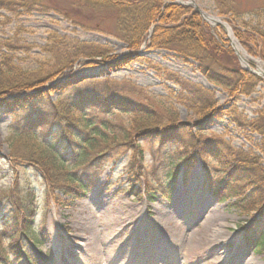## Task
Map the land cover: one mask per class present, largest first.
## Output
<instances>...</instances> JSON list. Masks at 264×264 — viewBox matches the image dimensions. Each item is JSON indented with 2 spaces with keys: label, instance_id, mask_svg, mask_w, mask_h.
Segmentation results:
<instances>
[{
  "label": "rangeland",
  "instance_id": "374dc122",
  "mask_svg": "<svg viewBox=\"0 0 264 264\" xmlns=\"http://www.w3.org/2000/svg\"><path fill=\"white\" fill-rule=\"evenodd\" d=\"M171 1L177 4L188 2ZM191 1L201 13L215 16L225 23L233 38L234 29L244 32L264 28V0H228L232 12L221 10L219 0ZM40 3L44 7L39 11H29L20 16L0 11V40L12 39L26 46L13 52L11 57L14 66L31 74V78L44 76L62 64L64 47L60 46L57 52H49L51 37L105 46L113 57L107 63L91 67L81 66L83 59L74 63L66 79L71 89L76 88L77 93L73 96L86 91L110 93L130 102L151 105L164 117L166 109H170L177 116L174 127H183L191 137L200 135L203 141L221 139L243 152L255 150L261 136L242 131L236 123L233 124L231 116L201 119L186 106L180 105L181 90L174 80H180L190 88L211 91L216 108L223 109L224 113L234 107L239 116L253 119L264 108L263 79L257 81L248 96H240L232 102L226 91L208 83L198 71L196 62L185 61L172 52L142 48L138 62L120 70H109L108 65L129 55L126 46L114 37L115 11L102 8L93 14L82 8L83 3L73 0H40ZM190 8L195 11L192 6ZM77 10L83 14L72 19L71 13ZM72 22L81 23L87 29ZM213 31L230 44L223 28L216 27ZM248 58L250 66L256 70L254 61L259 59L250 55ZM62 81L57 78L51 86ZM49 100L56 101L57 94L51 95ZM26 112L14 117L7 115L9 113H0V209L6 210L5 205L9 202L6 197L21 199V194L27 188L35 193V218L31 228L35 235H40L43 245H30L32 248L27 246L26 250L36 255L38 264H188L190 258L184 251L177 255L171 248L177 237L191 231L208 241L212 247L210 254H213L204 259L200 257V262L195 264H243L247 261L264 264V253L251 251L244 241L245 228L256 215L241 214L231 208L229 202L218 203L208 190V181L219 183L221 180L222 175L216 163L209 159L198 160L185 177L183 158L185 152H191L190 147L182 149L169 144H145V161L140 172L134 173L136 176H126L127 157L124 156L115 166L110 163L103 167L94 189L84 198L73 201L57 193L45 196L46 187L34 168L27 166V169H23L21 167L26 165L20 164L21 167L16 169L11 162L14 132H18L17 129L23 123L21 120L28 116ZM93 116L118 127L128 128L131 123L128 115L116 111ZM163 119L164 124H167V119ZM33 137L39 143L44 136L37 131ZM261 161L264 165V160ZM168 176H173V191L170 199L165 200L158 190L164 189ZM131 184L134 185L133 190L140 193L139 201L128 191ZM148 189L152 190L151 201L147 199L146 193L143 195ZM121 206L127 207L137 218V234L132 236L130 228L116 222L113 225L114 232L107 238V246L103 248L97 245L94 251L91 233L100 231L112 218L118 221L116 216L110 215L109 210H120ZM207 216L211 217L210 226L204 224ZM148 223L153 228L145 233ZM76 236L82 239L78 240ZM118 241H122V244ZM7 243L4 240L2 244L5 246ZM105 249L108 250V258L100 253ZM120 252L122 255H119Z\"/></svg>",
  "mask_w": 264,
  "mask_h": 264
},
{
  "label": "trees",
  "instance_id": "16d2710c",
  "mask_svg": "<svg viewBox=\"0 0 264 264\" xmlns=\"http://www.w3.org/2000/svg\"><path fill=\"white\" fill-rule=\"evenodd\" d=\"M73 1L83 3L82 8L93 14L102 8L115 11L114 37L125 44L129 55L108 65L109 70H120L138 62L137 53L145 44L147 51L172 52L185 61L196 62L204 78L226 91L230 98L248 96L257 84L258 79L239 68L227 42L203 23L190 7L169 0ZM219 5L221 10L232 12L228 0H219ZM43 7L40 0H0V11L16 16ZM79 14H83L81 10L71 13L72 19L78 18ZM72 23L87 29L81 23ZM233 35L248 55L264 63V28L244 32L234 29ZM51 40V52L64 47L62 64L59 69L34 78L13 64L11 54L23 46L12 39L0 40V112L17 116L27 111L28 115L21 120L23 125L18 132H14L12 159L15 164L26 165L21 167L23 169L34 168L46 187L45 196L57 193L73 201L83 198L94 189L103 167L110 163L116 165L124 156L127 157V175L138 174L145 161V144L190 147L191 152H185L183 158L185 175L198 160L214 161L222 176L219 183L208 181L210 194L219 203L233 200L230 207L241 214L256 213L244 231V241L251 251L264 253V165L261 161L264 160V108L250 120L239 116L234 107L224 113L223 109L216 108L211 91L190 88L175 79V85L181 90L180 105L199 118L231 116L242 131L262 136L255 150L248 152L234 149L221 139L203 141L200 135L191 137L183 127H174L177 116L170 109H166L164 117L151 105L130 102L110 93L86 91L73 96L77 93L76 88L71 89L66 79L74 63L83 59L82 66L91 67L105 64L113 57L109 56L110 51L105 46L95 43L58 37H51ZM57 78L63 81L51 86ZM53 94H57V100L51 102L49 97ZM115 111L130 117L128 128L93 116ZM163 118L167 119V124ZM37 131L45 134L39 143L33 137ZM167 179L164 189L158 190L165 200L170 199L173 191V176ZM128 189L136 199L139 198L140 193L133 190V184ZM151 191L145 190L147 195H151ZM21 195V199L6 197L9 199L6 210L0 209V264L18 261L24 248L23 241L31 239L39 243L31 228L35 218V193L27 188ZM4 240L8 242L5 246ZM29 263L35 262L32 259Z\"/></svg>",
  "mask_w": 264,
  "mask_h": 264
},
{
  "label": "bare ground",
  "instance_id": "6f19581e",
  "mask_svg": "<svg viewBox=\"0 0 264 264\" xmlns=\"http://www.w3.org/2000/svg\"><path fill=\"white\" fill-rule=\"evenodd\" d=\"M188 2H191L190 0H188ZM204 19L212 26V27H216L217 25H221L222 28L226 31L228 38L230 40L231 43V47L233 48V50L237 53L238 57L241 60V63L244 66H247V64L250 62L247 54L242 50V48L239 46V44L236 42V40L232 37L231 32L229 30V28L227 27V25L223 22H221L217 17L206 14V13H202ZM256 63V70L254 71L255 74L260 77L261 79L264 80V64L261 63L259 60H255L254 61ZM113 210V211H112ZM112 210H109L110 215H114L116 216V218L118 219V221L114 220L113 218L110 219L109 222H107L105 225H103V228L99 231L96 230L93 233H91V244L92 247L94 245V251L95 248H97V245H102L103 248L106 245L107 242V238L110 234H112L113 231V225L118 222L120 223V225L125 224L126 227L125 228H130V230L133 231V235L135 236L136 233V226H138L137 223V218L134 217V214L128 210L127 207L125 206H121L120 210H118L117 208H112ZM211 221V217L207 216L204 224L208 226L209 223ZM153 228V225L151 224H147V231L145 233H149ZM209 228V227H208ZM92 230V229H91ZM189 232V231H188ZM76 238L78 240H80V238L82 239V237H78L76 236ZM220 240V239H219ZM174 246H172L171 250L173 253L179 255L182 251L185 252L186 256L188 258H190V262H193L191 264H195L194 262H200V257H202V259L208 257V256H212L213 254L211 252L212 247L208 245V241L204 238L201 237H197L195 233H193L191 231V233H186V234H182L181 236L177 237L175 239ZM118 243L122 244V241H118ZM91 247V248H92ZM91 250V249H90ZM107 251L108 250H104V252H100L102 256L108 258L109 256L107 255ZM124 255V254H123ZM188 263V264H189ZM243 264H252L250 261L248 262H243Z\"/></svg>",
  "mask_w": 264,
  "mask_h": 264
},
{
  "label": "water",
  "instance_id": "95a60500",
  "mask_svg": "<svg viewBox=\"0 0 264 264\" xmlns=\"http://www.w3.org/2000/svg\"><path fill=\"white\" fill-rule=\"evenodd\" d=\"M191 6V5H190ZM193 7V6H192ZM194 9H195V11L199 14V16L202 18V20L203 21H205V19H204V17H203V14L199 11V9L196 7V6H194L193 7ZM207 23V22H206Z\"/></svg>",
  "mask_w": 264,
  "mask_h": 264
}]
</instances>
